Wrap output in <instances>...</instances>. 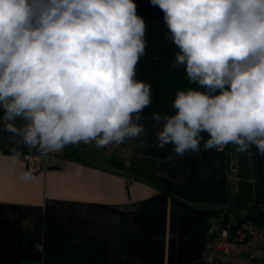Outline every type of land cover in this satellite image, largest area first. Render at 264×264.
<instances>
[{
	"label": "clouds",
	"instance_id": "obj_1",
	"mask_svg": "<svg viewBox=\"0 0 264 264\" xmlns=\"http://www.w3.org/2000/svg\"><path fill=\"white\" fill-rule=\"evenodd\" d=\"M150 2L195 86L176 92L174 114L152 113L155 147L264 156V0ZM146 31L134 0H0L3 131L41 154L141 137Z\"/></svg>",
	"mask_w": 264,
	"mask_h": 264
},
{
	"label": "crops",
	"instance_id": "obj_2",
	"mask_svg": "<svg viewBox=\"0 0 264 264\" xmlns=\"http://www.w3.org/2000/svg\"><path fill=\"white\" fill-rule=\"evenodd\" d=\"M151 116L129 140L130 165L68 146L31 171L21 156L37 151L0 126V264H212L202 258L212 223L262 214L264 156L230 146V167L210 170L201 152L155 147Z\"/></svg>",
	"mask_w": 264,
	"mask_h": 264
},
{
	"label": "trees",
	"instance_id": "obj_3",
	"mask_svg": "<svg viewBox=\"0 0 264 264\" xmlns=\"http://www.w3.org/2000/svg\"><path fill=\"white\" fill-rule=\"evenodd\" d=\"M137 13L147 25V47L137 68L136 78L151 85L152 102L142 114L151 116L154 112L174 114L171 104L179 90L195 87L186 77L183 66H174V56L178 49L166 38L167 28L164 25L163 12L150 0H134ZM207 138V134H203ZM203 159L210 170L230 167L231 148L223 151H201Z\"/></svg>",
	"mask_w": 264,
	"mask_h": 264
},
{
	"label": "built area",
	"instance_id": "obj_4",
	"mask_svg": "<svg viewBox=\"0 0 264 264\" xmlns=\"http://www.w3.org/2000/svg\"><path fill=\"white\" fill-rule=\"evenodd\" d=\"M84 146L87 145L81 144L78 147ZM102 149L121 157L127 165L132 161L129 140L120 145L109 144ZM66 150L67 147L60 152H36L22 154L21 157L27 162L29 170L38 171L46 169L54 157L64 156ZM257 209L262 212L260 223L254 220L233 223L228 218L212 223L206 238L203 260L212 264H261L264 260V204H258Z\"/></svg>",
	"mask_w": 264,
	"mask_h": 264
},
{
	"label": "water",
	"instance_id": "obj_5",
	"mask_svg": "<svg viewBox=\"0 0 264 264\" xmlns=\"http://www.w3.org/2000/svg\"><path fill=\"white\" fill-rule=\"evenodd\" d=\"M253 220L260 223L262 221V214H259V216L254 217ZM33 243H34V240H29L28 245L31 246Z\"/></svg>",
	"mask_w": 264,
	"mask_h": 264
},
{
	"label": "rangeland",
	"instance_id": "obj_6",
	"mask_svg": "<svg viewBox=\"0 0 264 264\" xmlns=\"http://www.w3.org/2000/svg\"><path fill=\"white\" fill-rule=\"evenodd\" d=\"M173 65H174V61H173ZM175 66V65H174Z\"/></svg>",
	"mask_w": 264,
	"mask_h": 264
}]
</instances>
